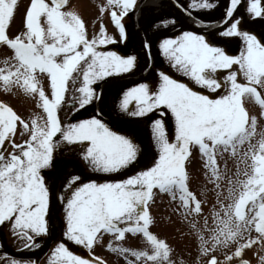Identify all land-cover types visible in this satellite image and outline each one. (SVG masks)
Instances as JSON below:
<instances>
[{
    "label": "snow or ice",
    "instance_id": "snow-or-ice-1",
    "mask_svg": "<svg viewBox=\"0 0 264 264\" xmlns=\"http://www.w3.org/2000/svg\"><path fill=\"white\" fill-rule=\"evenodd\" d=\"M137 2L107 0L122 42L128 38L122 18L136 11ZM173 3L190 20L195 11L216 7L215 0H189L187 7L180 0ZM241 3L242 0H230L215 26L196 17L194 26L206 29V34L181 30L175 36L161 35V27L179 23L175 17L161 19L151 26L157 51L164 60L178 74L216 96L201 94L161 69H156L154 85L139 82L122 90L120 112L129 117H144L154 110L166 109L174 123V137L169 136L164 120L154 119L151 132L157 156L150 167L112 182H85L79 174L67 175L58 197L65 214V239L91 252L104 234H111L115 241H123L127 233L142 234L150 251L131 250L119 244L108 247L120 255L131 254L143 264H168L169 245L149 230L154 223L149 201L153 200L155 189L169 194L173 200L178 195L186 215L201 212L200 201L188 187L187 162L196 148L216 188L221 187L219 181L223 179L217 156L229 153L236 161V179L227 181L225 199L229 203L221 202V211L214 213L216 227L208 239L198 231L201 253L207 255L235 243L234 255L240 258L245 247L257 240L264 241V132L253 142L257 119L249 116L244 105V98L252 97L264 109V98L257 87L264 88V43L241 29L243 18L235 15ZM66 4L67 0H30L24 16L25 31L10 38L7 29L17 0H0V45H6L13 53V63L0 69V83L6 89L18 86L25 94L38 95V106L46 114V118L33 115L29 123L11 107L0 104V148L6 140L12 141L17 122L22 125L21 135L28 133L21 144L12 145L20 150L19 155L12 153L5 159L0 152V225L10 223L25 249L40 247L35 237L50 234L51 193L43 170L56 167L57 150L76 154L92 172L105 175L127 170L141 155L133 138L114 131L97 116L66 124L59 119L69 83L80 94L75 98L78 107L84 108L100 99L92 85L132 72L138 62L136 55L100 50L101 46L115 43V38L107 35L101 24L99 34L89 40L81 16L62 10ZM104 10L101 7L102 13ZM246 13L252 18H264V0H247ZM232 37L242 39L238 55L227 54L224 47L218 46L217 41L227 42ZM141 46L147 67L153 60L152 39L145 37ZM234 65L237 70H232ZM222 72L225 74L221 81L218 73ZM39 74L47 75L51 98L38 87ZM239 75L245 82L238 80ZM77 84L80 86L76 87ZM240 165H244L243 170ZM253 229L258 235L244 239ZM52 255L54 260L49 264H100L98 257L75 255L62 241ZM11 264L22 262L12 260ZM208 264H217L216 257L212 256Z\"/></svg>",
    "mask_w": 264,
    "mask_h": 264
},
{
    "label": "flooded vegetation",
    "instance_id": "flooded-vegetation-1",
    "mask_svg": "<svg viewBox=\"0 0 264 264\" xmlns=\"http://www.w3.org/2000/svg\"><path fill=\"white\" fill-rule=\"evenodd\" d=\"M102 1L105 2L106 7H108L107 11L104 10L106 19L92 24L90 19V10L86 13L85 19H83L86 25L88 39L91 40L95 35H98L101 24H103L106 29V34L114 37L116 42L101 46L100 50L116 51L121 55H136L138 57L137 67L134 71L128 74L113 75L92 85V87L100 94V99L93 100L92 103L84 108L78 107V103L75 98L80 94L74 91L71 83H69L68 90L65 94V101L58 112L59 119L62 124H66L97 116L107 122L114 131L133 138L134 142L140 148L141 155L139 156L138 162L129 167L127 170L105 175L92 172L86 166L85 162L78 159L76 154L69 155L67 152L61 153L57 150L55 153L56 167L54 169L43 170L51 193L48 213L50 234L35 237V240L40 244V247L25 249L21 241L13 234L10 223L0 225V264H11L12 260L21 261L22 264H30V262H35V264H49L51 260H54L52 253L61 241L75 255L89 259H92L91 257L93 256L95 257L93 252H89V250L85 249L83 246L76 245L74 242L68 241L62 235L65 228V214L63 211V205L58 197L61 194L66 176L76 173L81 175L85 182L89 179H95L98 182H112L125 179L127 176L134 174L136 171L150 167L154 158L157 156L151 132V121L154 119L164 120L167 124L169 136L174 137V123L170 113H168L166 109L161 108L154 110L152 113H149L144 117H129L120 112L118 105L121 99L122 90L139 82H148L150 86L154 85L157 81L156 69H161L173 78L187 83L190 87L199 91L201 94H207L212 97L216 96V93L209 92L205 88H200L188 80V78L178 74L175 69H173L168 62L164 60V58L157 51L156 40L153 38V29L151 26L161 19L175 17L179 23L174 27L171 25L167 28L161 27L159 29L161 35L175 36L181 30H192L200 34H206L207 30L201 27H195L193 20L196 17H199L205 22H212L215 26L216 22L220 21L224 16L226 7L230 0H215L216 7L211 10L195 11L193 20H190L179 7L175 6L173 0H138L136 11L134 13L130 12L122 18V23L127 30L128 38L126 42L121 41L116 28L112 26L111 21L108 19V13L109 11H112L113 8L107 5V0ZM188 2L189 0H180V3L185 7H187ZM246 7L247 0H242L241 5L235 13L236 16L243 18L240 27L251 34H255L257 38L264 43V18H252L246 13ZM97 10L99 11V8L95 11ZM116 10L117 12L119 11L118 9ZM145 37L152 39L153 41V60L148 63L147 67H145V54L141 46ZM217 43L218 46L224 47L227 54L230 55H238L243 47L242 39L239 37H232L227 42L217 41ZM237 69L238 66L234 65L232 70ZM226 71L227 70H225V72ZM224 74V72L218 73L221 81L223 80ZM38 80L40 81L38 87H42L46 95L51 98L50 83L47 75L39 74ZM238 80L245 82L242 75L238 76ZM79 86V84L76 85V87ZM257 87L262 98H264V88H260L259 86ZM221 94H225L223 90H221ZM36 103L37 110L34 108V115H41L46 118V114L43 113L42 108L38 106V99ZM244 105L249 112V116L256 117L257 134L260 135V132L264 130V118L261 119L259 117L261 107L252 97H245ZM17 115L19 114L17 113ZM17 127L21 129L17 134H15L17 135V144H21L23 140L28 138V133H24L22 136L21 132L23 129L19 122H17ZM257 134L255 137H257ZM14 136L12 137L11 142L6 140L3 148H0V152L3 153L5 159L9 158L12 153L17 155L20 154V150L14 149L12 146L14 143ZM195 155H199V152L196 148H193L191 157H195ZM150 203L151 201H149V209ZM150 215L151 217L153 216L152 213H150ZM105 235L107 234H104L102 237ZM95 248L99 249V246L96 245ZM95 248L92 250H95Z\"/></svg>",
    "mask_w": 264,
    "mask_h": 264
},
{
    "label": "rangeland",
    "instance_id": "rangeland-1",
    "mask_svg": "<svg viewBox=\"0 0 264 264\" xmlns=\"http://www.w3.org/2000/svg\"><path fill=\"white\" fill-rule=\"evenodd\" d=\"M28 6V0H17L14 17L7 29V35L10 38H15V36L25 31L24 16ZM101 7H104L105 11L108 9L102 0H70L63 11H74L82 19H85L86 13L90 10V19L93 24L106 19V14L104 15V11L103 13L101 12ZM98 8L99 11H95ZM12 55V51L6 45H0V69H7L12 64ZM36 101L37 95L25 94L18 86L6 89L0 83V104L12 107L26 122H30V118L35 113L34 108L37 110ZM20 130L17 127L16 134ZM259 138L260 135L257 134L253 142ZM13 139L14 142L18 141L17 135ZM204 162V158L201 155H195V157L193 156L189 159V165L187 166L189 190L195 194L196 199L201 204V212L197 215L195 213L186 215L185 210L180 207L179 200H173L169 194H161L158 190H155V199L150 206V213L153 214L154 223L150 226V230L169 245L171 252L168 264H204V260L212 256L219 259L221 264H232L238 259L235 256H232L231 260L225 257L227 254L229 256L234 253L237 246L235 243L227 248L221 247L216 251H210L207 255L202 254L200 251L201 241L198 238V231L202 232L205 239L210 237L212 234L211 230L216 227L213 222L214 213L221 211V202L225 205L229 203L225 199L228 189L227 181L229 178L236 179V161L229 153L217 156L219 170L223 176V179L219 181L220 188H216L212 182L211 173L204 167ZM240 168L243 170L244 165H240ZM240 178L243 179L242 176ZM193 224L195 227H193ZM248 235L256 237L258 234L253 229L251 233L246 234L244 239H247ZM109 244L113 246L119 244L131 250L150 251L142 234L129 235L127 233L123 241H115L113 236L101 237L95 243V247L98 245L99 249L94 247L95 250L91 252L105 258V264H128L129 261L133 262V264H143V261H137L136 257L131 254L120 255L111 251L108 247ZM242 256L240 258L249 260L250 264H264V260L261 259L264 257V241L257 240L250 247H245L242 250Z\"/></svg>",
    "mask_w": 264,
    "mask_h": 264
}]
</instances>
